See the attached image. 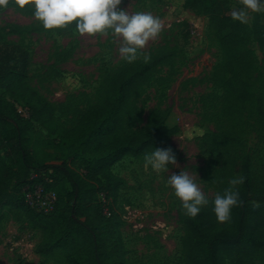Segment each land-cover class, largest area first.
Returning <instances> with one entry per match:
<instances>
[{
    "label": "rangeland",
    "instance_id": "obj_1",
    "mask_svg": "<svg viewBox=\"0 0 264 264\" xmlns=\"http://www.w3.org/2000/svg\"><path fill=\"white\" fill-rule=\"evenodd\" d=\"M188 1L123 0L120 7L130 13L151 12L162 22L159 35L132 63L119 55L113 34H81L76 22L50 33L6 35V40L28 53L31 84L56 104L57 120L67 127H74L89 106L104 99L121 71L144 60L145 55L171 54L168 64L130 101L116 136L140 134L157 112L172 108L167 125L176 131L165 137L160 148L171 147L177 165L157 173L145 166V154L129 155L113 167L125 181L116 210L123 221L131 264H187L183 239L188 215L167 182L172 173L188 171L209 197L201 211L209 213L213 227H231L230 216L219 220L212 203L216 192L240 170V160L234 159V151L222 140L224 126L242 132L239 151L251 156L257 179L264 180V142L256 127L257 108L264 107V41L253 28L257 11L245 9L244 0H230L231 12L244 9L247 28L239 48L225 49L223 35L216 33L209 17L189 10ZM33 2L0 0V43L3 28L11 32L13 26L42 23L34 15ZM259 32L264 36V28ZM242 52L249 57L244 71L232 57ZM188 128L203 129L204 134L188 139ZM40 147L48 150L44 144ZM5 214L0 224V264H66L58 252L49 257L36 253L42 233L32 229L22 213L7 207ZM251 264H264V254Z\"/></svg>",
    "mask_w": 264,
    "mask_h": 264
},
{
    "label": "trees",
    "instance_id": "obj_2",
    "mask_svg": "<svg viewBox=\"0 0 264 264\" xmlns=\"http://www.w3.org/2000/svg\"><path fill=\"white\" fill-rule=\"evenodd\" d=\"M230 7V0L187 3L195 15L209 17L216 33L223 35L225 49L239 48L247 28L244 20L233 19ZM262 17L264 10L257 11L253 28L264 41L259 32L264 28ZM6 30L0 43V224L5 209L13 208L42 233L36 253L43 257L58 252L66 264H131L123 221L116 210L125 181L113 167L126 156H144L163 146L165 137L176 131L167 125L172 108L157 112L142 133L116 136L130 101L168 64L171 54H150L149 59L121 71L104 99L89 106L74 127H67L57 120L56 104L31 84L28 53L6 40V35L22 37L52 29L40 23ZM232 57L246 70L248 56L242 52ZM256 125L264 142L262 105L257 108ZM220 134L234 151V159L240 160L239 173L245 176L240 182L242 199L232 205L230 228L213 227L205 211L186 217L187 264H251L264 254V180L257 179L251 156L239 151L242 132L227 125ZM41 144L48 150H42ZM37 184L56 194L54 209L48 214L26 203L24 189Z\"/></svg>",
    "mask_w": 264,
    "mask_h": 264
},
{
    "label": "clouds",
    "instance_id": "obj_3",
    "mask_svg": "<svg viewBox=\"0 0 264 264\" xmlns=\"http://www.w3.org/2000/svg\"><path fill=\"white\" fill-rule=\"evenodd\" d=\"M25 0H21L24 3ZM123 0H34L35 17L46 29H55L76 22L81 34L111 33L118 43V52L123 60L132 63L139 53L154 40L162 30L161 19L151 12L130 13L120 7ZM245 9L264 10V0H244ZM242 21L246 19L244 9L233 13ZM147 60L149 57L144 56ZM203 129L188 128L185 135L192 139L194 135L202 136ZM177 157L171 147L158 148L146 153L145 166L160 172H167L170 165H177ZM186 168V167H185ZM184 169V168H183ZM245 179L243 173L230 177V182L223 190L216 192L214 211L219 220L231 215L232 205L242 199L240 182ZM168 184L175 190V195L183 202L186 214L195 217L209 203V197L201 190L194 177L186 170L172 173Z\"/></svg>",
    "mask_w": 264,
    "mask_h": 264
},
{
    "label": "built area",
    "instance_id": "obj_4",
    "mask_svg": "<svg viewBox=\"0 0 264 264\" xmlns=\"http://www.w3.org/2000/svg\"><path fill=\"white\" fill-rule=\"evenodd\" d=\"M20 112L27 116V112L19 108ZM34 175L32 176L33 179ZM26 203L35 210L43 213H50L56 203V194L53 191L45 190L44 186L37 184L34 187L24 189Z\"/></svg>",
    "mask_w": 264,
    "mask_h": 264
},
{
    "label": "crops",
    "instance_id": "obj_5",
    "mask_svg": "<svg viewBox=\"0 0 264 264\" xmlns=\"http://www.w3.org/2000/svg\"><path fill=\"white\" fill-rule=\"evenodd\" d=\"M126 157H128V156H126ZM126 157H125V158H126ZM125 158H123V160H124ZM119 163H120V162H119Z\"/></svg>",
    "mask_w": 264,
    "mask_h": 264
}]
</instances>
